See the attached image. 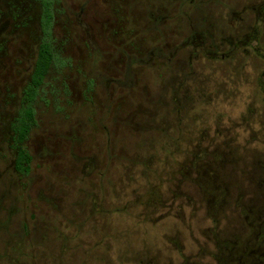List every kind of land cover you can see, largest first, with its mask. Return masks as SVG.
Wrapping results in <instances>:
<instances>
[{"label": "rangeland", "instance_id": "374dc122", "mask_svg": "<svg viewBox=\"0 0 264 264\" xmlns=\"http://www.w3.org/2000/svg\"><path fill=\"white\" fill-rule=\"evenodd\" d=\"M51 12L23 175L40 0H0V264H264V0Z\"/></svg>", "mask_w": 264, "mask_h": 264}, {"label": "trees", "instance_id": "16d2710c", "mask_svg": "<svg viewBox=\"0 0 264 264\" xmlns=\"http://www.w3.org/2000/svg\"><path fill=\"white\" fill-rule=\"evenodd\" d=\"M51 4L52 0H40L39 29L41 32V41L38 45L29 83L23 91L21 106L12 123L13 140L16 149L14 167L19 173L23 174L28 173L31 158L21 144L27 138L29 131L36 123L33 103L43 83V79L55 58L49 42L52 22Z\"/></svg>", "mask_w": 264, "mask_h": 264}, {"label": "flooded vegetation", "instance_id": "af4514ba", "mask_svg": "<svg viewBox=\"0 0 264 264\" xmlns=\"http://www.w3.org/2000/svg\"><path fill=\"white\" fill-rule=\"evenodd\" d=\"M256 33H254V36H252L251 38H250V42H251V47L254 49V51H256V48H255V45H256ZM21 106V105H20ZM20 106H19V108H20ZM19 110V109H18ZM18 112V111H17ZM16 116H17V113H16ZM15 116V117H16ZM15 120V119H14ZM14 122V121H13ZM12 122V123H13ZM10 129H11V147L14 149V151H15V156H14V160H15V157H16V149H15V146H14V138H13V133H12V124H11V126H10ZM30 132V131H29ZM27 139V138H26ZM25 139V140H26ZM24 140V141H25ZM23 141V142H24ZM26 151V150H25ZM28 153V152H27ZM29 154V153H28ZM30 156V155H29ZM30 158H31V156H30ZM14 160H13V168H14V170L17 172V173H19L16 169H15V167H14ZM31 160V159H30ZM29 172V171H28ZM19 174H23V173H19ZM26 174H28V173H26ZM23 175H25V174H23Z\"/></svg>", "mask_w": 264, "mask_h": 264}]
</instances>
